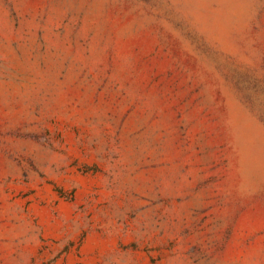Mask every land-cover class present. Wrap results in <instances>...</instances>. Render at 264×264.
<instances>
[{
	"label": "rangeland",
	"instance_id": "374dc122",
	"mask_svg": "<svg viewBox=\"0 0 264 264\" xmlns=\"http://www.w3.org/2000/svg\"><path fill=\"white\" fill-rule=\"evenodd\" d=\"M0 264H264V0H0Z\"/></svg>",
	"mask_w": 264,
	"mask_h": 264
}]
</instances>
